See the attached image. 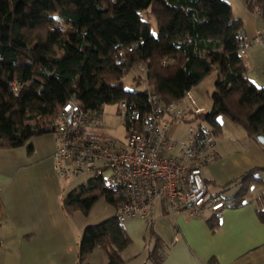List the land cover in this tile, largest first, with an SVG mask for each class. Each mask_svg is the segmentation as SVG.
<instances>
[{"label":"trees","instance_id":"trees-1","mask_svg":"<svg viewBox=\"0 0 264 264\" xmlns=\"http://www.w3.org/2000/svg\"><path fill=\"white\" fill-rule=\"evenodd\" d=\"M247 5L264 15V0ZM245 37L244 22L225 0H0V148L53 133L72 99L100 116L105 106L122 101L148 110L146 89H125L130 74L135 87L150 86L169 104L215 71L212 107L197 119L218 136V119L225 116L257 140L264 136V87L246 76L240 55ZM254 174L244 176L236 205L260 183ZM100 198L116 210L102 180L90 178L64 198L63 208L88 215ZM259 201L264 206V195ZM258 217L264 224V209ZM130 244L115 215L85 228L78 264H88L97 249L106 252L108 264H125Z\"/></svg>","mask_w":264,"mask_h":264},{"label":"crops","instance_id":"crops-1","mask_svg":"<svg viewBox=\"0 0 264 264\" xmlns=\"http://www.w3.org/2000/svg\"><path fill=\"white\" fill-rule=\"evenodd\" d=\"M232 1L226 2L233 11L232 3L248 9V0ZM238 19L244 22L247 38L263 27L257 28L259 19L264 22V18ZM243 63L249 81L263 88V49L250 47ZM204 113H208L206 109ZM220 125L216 159L203 169L202 176L210 194L223 199L226 207L216 214L194 215L181 210L172 215L159 203L151 226L141 218L123 225L131 240L123 252L125 264H264V224L258 217L264 209L259 201L264 195V145L234 123ZM92 133L102 141L112 139L101 127ZM55 150L53 133L33 138L19 148H0V264H48L63 240L80 237L73 224L78 213L67 214L63 208L67 184L74 179L63 182L57 177ZM253 171L260 183L251 185L242 204L236 205L242 180ZM257 186L263 189L256 192Z\"/></svg>","mask_w":264,"mask_h":264},{"label":"built area","instance_id":"built-area-1","mask_svg":"<svg viewBox=\"0 0 264 264\" xmlns=\"http://www.w3.org/2000/svg\"><path fill=\"white\" fill-rule=\"evenodd\" d=\"M255 14L264 18L261 8ZM252 46L264 51V26L254 37H245L240 55ZM146 93L148 110L138 109L134 102L118 104L126 123L124 141L99 140L92 131L102 126L101 116L85 111L78 100L63 105L53 132L57 177L63 182L80 176L101 179L117 201L116 217L121 225L141 218L151 226L159 203L172 215L181 210L194 215L220 212L226 204L210 194L202 176L203 169L216 159V136L197 119L205 115L204 110L192 91L169 104L150 86ZM182 124L188 128L178 140L174 132Z\"/></svg>","mask_w":264,"mask_h":264},{"label":"rangeland","instance_id":"rangeland-1","mask_svg":"<svg viewBox=\"0 0 264 264\" xmlns=\"http://www.w3.org/2000/svg\"><path fill=\"white\" fill-rule=\"evenodd\" d=\"M229 2H234L232 0H226ZM233 4L234 8V17L239 18L240 16L246 18L247 16H254L255 11L252 13L246 9V6H241L237 8L235 3ZM243 4V3H242ZM232 6V5H231ZM264 26V22L259 19L257 28ZM152 31L154 34H157L156 22L152 19ZM132 74L128 75L125 78V89L127 91H144L146 89L145 85H140L139 88L135 87L136 84L133 82ZM217 80V72L211 73L199 86L195 87L192 90V95L197 105L203 110L210 111L212 107V94L215 90V82ZM102 126L103 129L110 138H105V141L110 140H125L127 130L124 117L121 115L118 104L117 105H107L102 111ZM220 121L224 124L233 125V123L226 118L221 116ZM220 122V123H221ZM235 125V124H234ZM188 125H181L177 127V133L174 135L176 139H183L187 131ZM174 131V129H173ZM89 177L80 176L75 178L73 181L67 184V195H70L72 192L76 191L79 186L85 185L89 181ZM254 189V188H253ZM262 187L257 186L255 188L256 192H259ZM78 213V216H74L73 224L77 230H79V239H72L70 241L63 240L61 243V249L57 252V255L52 260H49L48 264H78L79 262V248L80 242L83 237L84 230L87 226L98 225L112 217H114V208L113 206L105 199L100 198L92 206L88 215H84L81 212ZM88 264H108L107 254L102 249L95 250L88 259Z\"/></svg>","mask_w":264,"mask_h":264},{"label":"water","instance_id":"water-1","mask_svg":"<svg viewBox=\"0 0 264 264\" xmlns=\"http://www.w3.org/2000/svg\"><path fill=\"white\" fill-rule=\"evenodd\" d=\"M256 139L260 144L264 145V136L263 135H258Z\"/></svg>","mask_w":264,"mask_h":264}]
</instances>
